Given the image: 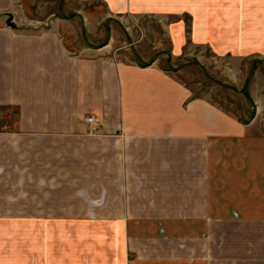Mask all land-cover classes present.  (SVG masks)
<instances>
[{
  "label": "crops",
  "instance_id": "crops-1",
  "mask_svg": "<svg viewBox=\"0 0 264 264\" xmlns=\"http://www.w3.org/2000/svg\"><path fill=\"white\" fill-rule=\"evenodd\" d=\"M13 1L0 0V217L101 226L141 264H264V132L254 121L215 123L155 59L73 50L63 18L12 27ZM99 1L114 12L180 9L192 39L253 40L249 50L264 54V0ZM218 17L227 25L214 36Z\"/></svg>",
  "mask_w": 264,
  "mask_h": 264
},
{
  "label": "rangeland",
  "instance_id": "rangeland-1",
  "mask_svg": "<svg viewBox=\"0 0 264 264\" xmlns=\"http://www.w3.org/2000/svg\"><path fill=\"white\" fill-rule=\"evenodd\" d=\"M13 2L6 18L31 22L29 28L38 31L51 25L45 23L51 18H63L62 29L69 34L73 50L102 46L119 59L142 63L155 59L207 104L208 115L213 110L214 122L222 117L233 128L237 120L254 121L257 131L264 132V54L248 48L257 41L192 39L193 23L180 9L162 15L154 10L147 15L124 6L114 12L99 0ZM222 22L218 17L210 25L217 30L214 36L223 35L221 27L227 24ZM22 23L19 27L29 25ZM198 26L205 29L207 24ZM235 27L229 35L237 36ZM179 28L185 37L173 40L170 32ZM100 227L0 217V264H141L120 246V239Z\"/></svg>",
  "mask_w": 264,
  "mask_h": 264
},
{
  "label": "built area",
  "instance_id": "built-area-1",
  "mask_svg": "<svg viewBox=\"0 0 264 264\" xmlns=\"http://www.w3.org/2000/svg\"><path fill=\"white\" fill-rule=\"evenodd\" d=\"M84 120L90 124L88 132H96L99 128V120L93 115L85 116Z\"/></svg>",
  "mask_w": 264,
  "mask_h": 264
},
{
  "label": "water",
  "instance_id": "water-1",
  "mask_svg": "<svg viewBox=\"0 0 264 264\" xmlns=\"http://www.w3.org/2000/svg\"><path fill=\"white\" fill-rule=\"evenodd\" d=\"M8 24L14 26V23L11 21V19H9Z\"/></svg>",
  "mask_w": 264,
  "mask_h": 264
}]
</instances>
